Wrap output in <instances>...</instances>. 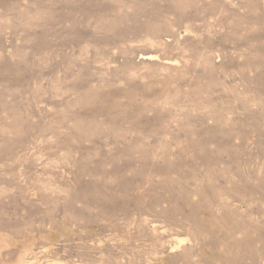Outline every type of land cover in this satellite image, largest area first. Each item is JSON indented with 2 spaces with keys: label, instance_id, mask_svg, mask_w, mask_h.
I'll return each instance as SVG.
<instances>
[{
  "label": "rangeland",
  "instance_id": "1",
  "mask_svg": "<svg viewBox=\"0 0 264 264\" xmlns=\"http://www.w3.org/2000/svg\"><path fill=\"white\" fill-rule=\"evenodd\" d=\"M0 39V264H264V0H0Z\"/></svg>",
  "mask_w": 264,
  "mask_h": 264
},
{
  "label": "bare ground",
  "instance_id": "2",
  "mask_svg": "<svg viewBox=\"0 0 264 264\" xmlns=\"http://www.w3.org/2000/svg\"><path fill=\"white\" fill-rule=\"evenodd\" d=\"M93 1H94V0H93ZM100 1H101V0H100ZM102 1H103V0H102ZM88 3L91 4V2H88ZM101 3H102V2H101ZM103 3H104V2H103ZM107 3H108V2H107ZM109 4H110V3H109ZM109 4H108V5H109ZM2 5H3V4H2ZM78 5H79V3H78ZM103 5H104V4H103ZM103 5H101V6L103 7ZM105 5H106V4H105ZM108 5H106V6H108ZM114 5H115V4H114ZM75 6H76V5H75ZM106 6H105V7H106ZM76 7H77V6H76ZM85 7H86V6H85ZM88 7H89V6H88ZM88 7H87V8H88ZM102 7H101V8H102ZM81 8H82V6H78V7H77V9H81ZM91 8H93V7H91ZM94 8H96V7H94ZM73 9H74V8H73ZM98 9H99V8H98ZM93 10H95V9H93ZM93 10H92V11H93ZM95 11H96V10H95ZM48 21H49V20H48ZM52 23H53V22H52ZM52 23H51V24H52ZM53 26H54V25H53ZM110 26H111V25H110ZM110 26H109V27H110ZM106 27H107V26H106ZM111 27H112V26H111ZM25 31H26V30H24V32H25ZM49 31L51 32V30H49ZM24 32H23V33H24ZM34 32H35V31H34ZM72 32H73V31H72ZM42 33H48V32L45 31V32H42ZM56 33H57V32H56ZM32 34H33V33H32ZM53 34H54V33H52V36H54ZM28 35H29V34H28ZM28 35H26V36H28ZM34 35H35V33H34ZM36 35H37V34H36ZM48 35H49V34H48ZM39 36H41V35H39ZM39 36H38V37H39ZM44 36H46V35L44 34ZM56 36H58V35H56ZM56 36H55V37H56ZM41 37H43V36H41ZM50 37H51V36H50ZM46 38H47V37H46ZM46 38H45V40H46ZM0 40H1V39H0ZM37 40H38V39H37ZM39 40H40V39H39ZM62 40H63V39H62ZM104 40H105V39H104ZM26 41H27V40H26ZM46 41H48V39H47ZM37 42H38V41H37ZM1 43H2V40H1ZM1 43H0V44H1ZM26 43H27L26 45H28V44H29V40H28V42H26ZM43 43H44V42H43ZM48 43H51V41H50V42L48 41ZM46 44H47V43H46ZM37 45H38V44H37ZM42 45H43V44H42ZM51 45H52V44H51ZM63 45H65V44H63ZM23 46H25V45H23ZM46 46H47V45H46ZM26 47H27V46H26ZM42 47H43V46H42ZM44 47H45V46H44ZM45 48H46V47H45ZM22 56H23V55H22ZM22 56H20V57H22ZM26 57H27V56H26ZM146 59H148V57H146ZM68 70H69V69H68ZM22 71H23V70H22ZM70 72H71V71H70ZM70 72H67V73H70ZM75 86H76V84H75ZM106 109H108V108H106ZM100 110H101V109H99V111H100ZM102 110H103V108H102ZM102 110H101V111H102ZM95 111H96V110H95ZM99 111H98V112H99ZM112 111H113V109H112ZM104 113H106V111H105ZM98 114H99V113H98ZM95 115H96V114H95ZM95 115H94V116H95ZM111 117H112V115H111ZM113 142H114V141H113ZM198 142H199V141H198ZM125 143H126V142H125ZM203 144H204V143H202V141H201V144H200V143H196V144H194V142H193L192 144H190V148L193 149V150H196L197 148H199V147H200L201 145H203ZM127 147H128V146H127ZM123 148H124V147H123ZM123 148H122V149H123ZM124 149H125V148H124ZM124 149H123V151H124ZM117 151H118V150H117ZM126 151H128V150H126ZM126 151H125V152H126ZM129 151H130V150H129ZM141 152H142V151H141ZM146 152H147V151H146ZM127 153H128V152H127ZM129 153H130V152H129ZM142 153H144V151H143ZM147 153H150V152H147ZM147 153H144V154H147ZM99 166H103V165H99ZM99 166H98V167H99ZM116 168H117V167H116ZM116 168H115V169H116ZM96 169H97V168H96ZM98 169H99V168H98ZM121 169H122V168H120V171H121ZM113 170H114V169H113ZM122 170H123V169H122ZM118 171H119V170L116 169V172H118ZM97 181H99V180H97ZM97 181H96V182H97ZM99 184H100V183H99ZM103 185H104V184H103ZM103 185H102V186H103ZM93 186H94V185H93ZM123 186H124V185H123ZM95 187H96V183H95ZM90 188H91V187H90ZM92 188H93V187H92ZM92 188H91V189H92ZM96 188H97V187H96ZM167 188H168V187H167ZM91 189H89V190L91 191ZM93 189H94V188H93ZM93 189H92V190H93ZM97 189H98V188H97ZM97 189H96V190H97ZM124 189H125V188H124ZM126 189H127V187H126ZM128 189H130V188H128ZM128 189H127V190H128ZM164 189H166V188H164ZM164 189H163V190H164ZM94 190H95V189H94ZM103 190H104V189H103ZM88 192H89V191H88ZM106 192H107V191H106ZM120 192H121V191H120ZM124 192H126V190H124ZM128 192H129V190H128ZM89 193H90V192H89ZM103 193H104V192H103ZM110 193H111V192H110ZM126 193H127V192H126ZM112 194H113V192H112ZM120 194H121V193H120ZM83 195H84V194H83ZM90 195H91V194H90ZM106 195H107V194H106ZM106 195H104V196L107 197ZM114 195H115V194H114ZM123 195H124V193H123ZM123 195H121V196H123ZM126 195L128 196V194H126ZM84 196H85V195H84ZM119 196H120V195H119ZM119 196H117V197H119ZM168 196H169V195H168ZM88 197H90V196H88ZM91 197H93V196H91ZM108 197H109V196H108ZM112 197H113V196H112ZM123 197H126V196H123ZM95 198H96V197H95ZM90 199H91V198H90ZM102 199H103V197H101V200H102ZM126 199H127V198H126ZM173 199H174V198H173ZM176 199L179 200L178 198H176ZM82 200H83V199H82ZM103 200H104V199H103ZM103 200H102V201H103ZM108 200H109V198H108ZM113 200H114V199H113ZM115 200H116V199H115ZM83 201H84V200H83ZM86 201H87V200H86ZM97 201H98V200H97ZM99 202H100V199H99ZM104 202H105V201H104ZM107 202H108V201H107ZM172 202H173V201H172ZM176 202H177V201H176ZM126 203H127V202H126ZM100 204H101V202H100ZM108 204H109V203H108ZM178 204H179V203H178ZM71 205H72V204H71ZM95 205H96V204H95ZM100 206H101V205H100ZM175 206H176V204H175ZM176 209H177V208H176ZM192 209H194V208H192ZM196 209H197V208H196ZM170 210H172V209H170ZM178 210H179V209H178ZM194 210H195V209H194ZM197 210H199V209H197ZM192 211H193V210H191V212H192ZM82 212H83V211H82ZM82 212H81V213H82ZM171 212H173V211H171ZM200 212H201V211H200ZM209 212H210V211H209ZM51 213H52V212H51ZM165 213H169V212H165ZM193 213H194V212H193ZM193 213H191V214H193ZM82 214H83V213H82ZM191 214L189 213L190 217H191ZM210 214H212V213H210ZM165 215H166V214H165ZM171 215H172V214H171ZM194 215H195V214H194ZM168 216H169V215H168ZM187 216H188V215H187ZM187 216H186V218H187ZM192 216H193V215H192ZM195 216H196V215H195ZM184 217H185V216H184ZM188 217H189V216H188ZM193 218L195 219V217H193ZM189 219H190V218H189ZM196 220L200 221V219H198V218H197ZM190 221H192V220H190ZM194 221H195V220H194ZM198 221H197V222H198ZM208 221H209V220H208ZM208 221H207V222H208ZM195 223H196V222H195ZM200 223H202V222H200ZM200 223H199V224H200ZM209 234H210V233H209ZM213 234L215 235V233H213ZM211 235H212V233H211Z\"/></svg>",
  "mask_w": 264,
  "mask_h": 264
}]
</instances>
